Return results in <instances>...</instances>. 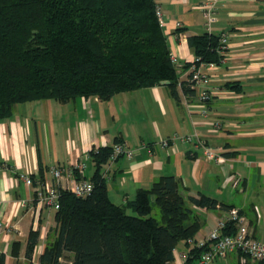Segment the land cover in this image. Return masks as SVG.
Segmentation results:
<instances>
[{
    "label": "crops",
    "instance_id": "crops-1",
    "mask_svg": "<svg viewBox=\"0 0 264 264\" xmlns=\"http://www.w3.org/2000/svg\"><path fill=\"white\" fill-rule=\"evenodd\" d=\"M212 1L154 0L163 10L161 29L175 56L177 97L169 84L160 82L105 100L76 96L66 102H20L10 116L0 118V219L8 226L0 234V252L5 253V264L37 263L55 224V210L47 207L34 220L32 190L19 174L51 180L52 166L79 160L91 149L117 140L137 151L101 165L111 201L124 205L138 189L149 188L160 176L174 175L185 196L202 193L218 202L215 210L191 205L202 223L194 237L205 236L224 216L222 204L240 209L250 233L264 241V0H214L210 32H226L227 49L219 62L206 67L210 97L200 102L196 90L183 92L182 83L195 59L188 37L206 32L200 6ZM193 132L218 147L224 162L206 159L193 143L159 144L173 133ZM87 161L91 164L82 177L89 179L95 166L90 157ZM31 230H38L39 236L29 259L25 248ZM188 248L185 240L178 242L174 256ZM237 257L232 252L209 264H233ZM68 262L61 258L59 264ZM170 264H177L175 258Z\"/></svg>",
    "mask_w": 264,
    "mask_h": 264
},
{
    "label": "trees",
    "instance_id": "trees-1",
    "mask_svg": "<svg viewBox=\"0 0 264 264\" xmlns=\"http://www.w3.org/2000/svg\"><path fill=\"white\" fill-rule=\"evenodd\" d=\"M188 42L198 63H217L222 57L219 35L205 32L189 36ZM163 80L177 97L176 68L154 0H0V118L10 116L20 102H66L76 96L105 100ZM182 89L193 93L186 82ZM111 149L89 151L95 170L87 196L60 190L55 224L37 263L30 264H59L61 258L66 264H170L177 243L202 225L191 205L216 209V199L205 194H182L174 175L158 177L124 205L114 203L100 172ZM38 236V230L28 235L29 259ZM201 250H189L185 264H193ZM237 255L233 264H264L248 257L241 262ZM0 264H5L4 252Z\"/></svg>",
    "mask_w": 264,
    "mask_h": 264
},
{
    "label": "built area",
    "instance_id": "built-area-1",
    "mask_svg": "<svg viewBox=\"0 0 264 264\" xmlns=\"http://www.w3.org/2000/svg\"><path fill=\"white\" fill-rule=\"evenodd\" d=\"M214 1V0H213ZM205 2L201 4V9L204 16V26L207 33H211V25L214 21L215 1ZM155 14L159 23L163 21V10L160 6L155 5ZM176 26L180 27L181 22H176ZM220 52H225L227 49V33L222 32L219 35ZM169 57L175 64V56L169 51ZM195 58L189 67V74L186 83L191 90L197 91V98L200 102L208 101L210 92L208 89L209 73L206 67H211L213 63H198ZM206 110H202L206 114ZM219 126V121L215 122ZM175 141L193 143L194 146L202 149L203 156L216 163H223L224 157L219 152L218 147L210 146L206 141L199 137L196 132L172 135L159 141L161 147H167ZM136 149L129 148L125 143L119 141L112 145L108 160L113 161L118 156L124 155L131 157L136 153ZM89 152L85 157L79 160H74L66 165L52 166L49 168V173L52 179L34 180L32 176L27 174H19V179L31 187V207L34 220L39 216L40 209L47 207L57 210L59 208L60 190H66L78 197L87 196L91 189L92 183L89 179L82 177L86 167V160L89 158ZM81 178H77L76 175ZM234 183L237 178H231ZM21 206L26 205L25 200H21ZM224 216L217 220L216 225L211 228L205 236L189 237L186 239L188 250L175 254L174 258L177 264H185L188 258V252L191 249H202L199 255L195 258L193 264H209L216 259L225 258L229 253H241L240 261L244 262L246 257L256 262H264V241L253 236L249 231V220L247 216L238 208H225ZM232 227L234 231L226 234L222 233L224 228ZM8 226L0 219V234L5 232Z\"/></svg>",
    "mask_w": 264,
    "mask_h": 264
},
{
    "label": "rangeland",
    "instance_id": "rangeland-1",
    "mask_svg": "<svg viewBox=\"0 0 264 264\" xmlns=\"http://www.w3.org/2000/svg\"><path fill=\"white\" fill-rule=\"evenodd\" d=\"M47 99H48V100H55V99H52V98H47ZM89 164H91L90 161H87V162H86V167H85V169H86L87 167L90 166ZM127 212H128L129 214H134V212H133L131 209H127ZM155 212H157L156 209L154 210V213H155Z\"/></svg>",
    "mask_w": 264,
    "mask_h": 264
},
{
    "label": "water",
    "instance_id": "water-1",
    "mask_svg": "<svg viewBox=\"0 0 264 264\" xmlns=\"http://www.w3.org/2000/svg\"><path fill=\"white\" fill-rule=\"evenodd\" d=\"M161 83H163V84H168L169 81H168V80H163V81H161Z\"/></svg>",
    "mask_w": 264,
    "mask_h": 264
}]
</instances>
